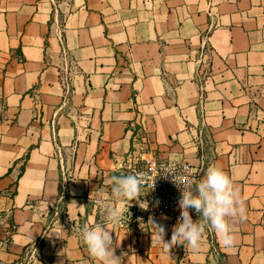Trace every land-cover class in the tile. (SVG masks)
Listing matches in <instances>:
<instances>
[{
  "label": "crops",
  "instance_id": "0c3cea01",
  "mask_svg": "<svg viewBox=\"0 0 264 264\" xmlns=\"http://www.w3.org/2000/svg\"><path fill=\"white\" fill-rule=\"evenodd\" d=\"M137 132L229 175L233 247L206 227L166 251L149 218L165 241L177 219L145 190V208L100 193ZM101 198L121 264H264V0H0V264H98L81 230L106 222Z\"/></svg>",
  "mask_w": 264,
  "mask_h": 264
},
{
  "label": "clouds",
  "instance_id": "9594fccd",
  "mask_svg": "<svg viewBox=\"0 0 264 264\" xmlns=\"http://www.w3.org/2000/svg\"><path fill=\"white\" fill-rule=\"evenodd\" d=\"M163 176H171L173 183L181 190V198L178 201L181 215L172 229L170 241L164 239L165 226L150 217L148 224L153 229L152 242L154 238L155 241L162 243L166 251L176 245L196 250L200 247L205 228L210 227L219 236L224 247L231 248L235 245L232 222L246 220L245 201L239 188L222 168L216 165L208 166L204 177L196 181L194 185L188 181L183 186H179L175 182V177L169 172ZM144 180L145 177L141 174L113 176L112 199L114 201L136 200L141 208H145L143 205L146 203L139 200L145 187ZM96 203L102 209L106 222L97 224L95 227H83L81 230L83 243L89 255L98 264H121V258L115 255L112 231L107 224L115 226L121 223L123 213L114 206H107L102 198L97 199ZM189 209L195 210L199 219L194 220Z\"/></svg>",
  "mask_w": 264,
  "mask_h": 264
},
{
  "label": "built area",
  "instance_id": "2783aa9c",
  "mask_svg": "<svg viewBox=\"0 0 264 264\" xmlns=\"http://www.w3.org/2000/svg\"><path fill=\"white\" fill-rule=\"evenodd\" d=\"M149 170V173L144 176L143 190H148L150 195L148 205L151 214L165 215L178 220L181 215L178 205L181 190L173 183L171 176L164 177L163 175L166 172L172 174L179 186H183L188 181L194 185L196 181L203 178L200 171L187 162H176L170 158L152 163Z\"/></svg>",
  "mask_w": 264,
  "mask_h": 264
},
{
  "label": "rangeland",
  "instance_id": "374dc122",
  "mask_svg": "<svg viewBox=\"0 0 264 264\" xmlns=\"http://www.w3.org/2000/svg\"><path fill=\"white\" fill-rule=\"evenodd\" d=\"M135 141L133 142L132 149L128 154L126 160L119 166V171H115V175H129V174H141L143 176L149 173V169L152 163L157 162L161 159H168V157H161L158 149L156 148L153 141H150L147 134L143 132H137L135 134ZM109 186H104L103 184L99 186L100 193L107 192L103 190L108 187L111 191V183ZM102 189V190H100ZM110 191L108 193H110ZM149 193L148 190H145V202L147 205L149 202Z\"/></svg>",
  "mask_w": 264,
  "mask_h": 264
},
{
  "label": "trees",
  "instance_id": "16d2710c",
  "mask_svg": "<svg viewBox=\"0 0 264 264\" xmlns=\"http://www.w3.org/2000/svg\"><path fill=\"white\" fill-rule=\"evenodd\" d=\"M14 230H15V226L11 224V231L14 232ZM0 242H1V238H0Z\"/></svg>",
  "mask_w": 264,
  "mask_h": 264
}]
</instances>
